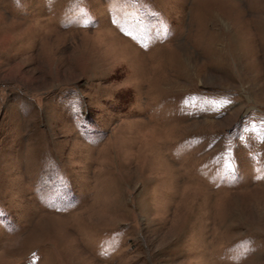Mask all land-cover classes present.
Returning a JSON list of instances; mask_svg holds the SVG:
<instances>
[{
	"label": "rangeland",
	"instance_id": "obj_1",
	"mask_svg": "<svg viewBox=\"0 0 264 264\" xmlns=\"http://www.w3.org/2000/svg\"><path fill=\"white\" fill-rule=\"evenodd\" d=\"M0 264H264V0H0Z\"/></svg>",
	"mask_w": 264,
	"mask_h": 264
},
{
	"label": "snow or ice",
	"instance_id": "obj_2",
	"mask_svg": "<svg viewBox=\"0 0 264 264\" xmlns=\"http://www.w3.org/2000/svg\"><path fill=\"white\" fill-rule=\"evenodd\" d=\"M85 23L87 24V20L85 21Z\"/></svg>",
	"mask_w": 264,
	"mask_h": 264
}]
</instances>
